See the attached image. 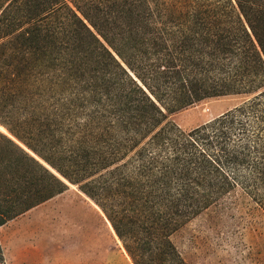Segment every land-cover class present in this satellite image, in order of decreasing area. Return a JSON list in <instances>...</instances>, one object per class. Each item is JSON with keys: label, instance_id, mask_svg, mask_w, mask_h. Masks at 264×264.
<instances>
[{"label": "trees", "instance_id": "obj_1", "mask_svg": "<svg viewBox=\"0 0 264 264\" xmlns=\"http://www.w3.org/2000/svg\"><path fill=\"white\" fill-rule=\"evenodd\" d=\"M242 94L194 129L168 119ZM0 126L37 203L66 188L44 162L133 264H185L170 240L184 222L237 189L264 210V0H8Z\"/></svg>", "mask_w": 264, "mask_h": 264}, {"label": "rangeland", "instance_id": "obj_2", "mask_svg": "<svg viewBox=\"0 0 264 264\" xmlns=\"http://www.w3.org/2000/svg\"><path fill=\"white\" fill-rule=\"evenodd\" d=\"M7 2L0 0V6ZM251 97L207 98L168 119L188 131ZM0 132L12 138L1 126ZM11 158L0 145V215L7 218L0 226V264H133L103 212L79 185L40 160L66 188L37 203L43 196L39 184L24 182V172ZM25 202L34 205L13 214ZM170 240L185 264H264V210L237 189L180 225Z\"/></svg>", "mask_w": 264, "mask_h": 264}]
</instances>
